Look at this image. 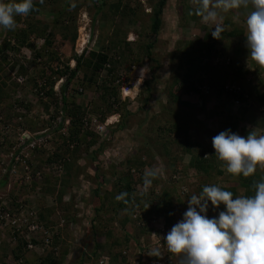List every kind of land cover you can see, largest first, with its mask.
<instances>
[{
  "label": "rangeland",
  "instance_id": "rangeland-1",
  "mask_svg": "<svg viewBox=\"0 0 264 264\" xmlns=\"http://www.w3.org/2000/svg\"><path fill=\"white\" fill-rule=\"evenodd\" d=\"M139 1L140 7L144 8V10L139 11L141 14L139 13L137 22L131 20L132 16H126V14H120V12L117 13L116 17H113L112 22H106L101 18H97L94 21L93 13L96 8L91 1L88 5H84L83 8L79 9L74 17L68 16L69 22L67 20V22H63L64 24L54 26V17L49 16L47 13L37 14L36 17H30L29 19H37V21L44 19V21H46L44 28H41L42 33L37 34L40 31L35 29L37 32L35 31L31 37V43L36 49H39L38 46L40 47V45L43 46V38L51 39L53 46L64 41V44H62L63 46H61L62 49L56 56L52 54L54 53L53 51H50L42 60L38 58L39 60H37V64L35 65L38 66L41 63V66L47 67L48 72L60 67V65L61 67L71 65V59H73L75 55H81L84 49L88 51H91L93 48L99 50L102 43H105V45L110 48L109 52L113 55V53L123 49L125 46L124 44H117L118 39L123 37L127 42L137 43V48L134 51L140 54L139 57L142 61V63L133 61L129 65L125 64L126 66L119 63L120 65L115 66L119 71L115 75L109 72L114 64L111 63L112 66L107 64L106 67L102 69L103 76L98 81L97 86L92 88V91L89 90L85 97H78V102L82 107V111H86L83 119L89 117L90 121H93V119L96 118L98 122L103 123L110 117L113 123L109 127V139L102 140L99 134H95L100 138H98V142L91 148L87 149L85 144L79 145L74 142L73 149L77 148L76 151H73V149H71V151H62V153L64 152L63 154H65L66 157L69 156V160L72 161V175L68 176L66 174L65 176L69 177L71 180L68 186H66V192L62 198V202L55 200V198L51 196L44 198V193H42V195L38 194L36 191L33 192V195L32 193H28V202L34 204V206L37 202H39L40 205H45L46 207L42 209H47L50 212V220L53 222L59 219L61 223L57 224H62L61 227H59V231L62 235L60 237L61 239L56 240V245L59 246L61 250L55 253L56 260L54 264H104L101 263V260H108V264H145V259L149 258L148 253L146 255L144 254V257H142L144 263H141L142 258H140L141 253L139 252V245H135L131 241L128 242L123 238V231L119 228L118 222H115L116 220L113 217V222H111L109 219L110 217L107 218V216H105V221H103L99 213L97 214L96 212V207L100 204L99 194L105 193L106 190L110 191L113 189L115 183L120 182L122 185L123 182H127L126 179L125 181L122 180L125 174L106 173L108 169L117 172L127 168L130 170L133 168H140L141 175H143L146 170L153 168L158 171V178L153 181L152 185L147 190H136V192L133 191L132 193V198L136 197L138 201H140L139 203L136 201V204H134L137 205L136 209L141 210L140 214L142 215L148 213L151 207L150 201L145 202L142 197L145 192L147 196H150L149 198H158L164 190H172L175 208L183 207L179 202L180 197L177 191L173 190L174 182L172 181V177L177 169H180L182 174H185L184 176L188 173L193 175L191 179L188 177L186 178L187 183L191 182L190 192L194 191L198 185L216 184L217 181L216 178L213 180L212 177H209L210 175L215 176L216 168L210 171V175L205 172L198 173L192 166L190 168L193 170L187 169L185 166L189 165L190 159L186 158L185 155L190 154L191 151L193 152V150L189 151L190 147L197 151L201 143L208 146L210 142H212V139L206 135V129L204 128L215 130L217 125L220 124L219 121L223 119L222 114V116L219 114L215 115L216 118H213L211 115L214 111V105H222L220 96L216 97L220 87L228 84L232 76H238V78H234L237 86L243 87L242 84H245V81H242L243 76L240 74L239 68L234 64V67H227L229 71H225L226 67L219 65L218 68L216 67L202 76L198 74L191 76V71L186 61L198 54L200 45L199 38L202 39L208 26L215 28L216 24H219L222 28H225L230 26L229 22L231 21V23L238 28H245L246 18L250 12L245 15L240 8L230 9L227 12L218 8L216 9L218 12L216 21L204 23L196 14L197 10L201 8V0H168L162 16V27L159 33L155 34L152 31L151 23L153 20L152 15L154 14L153 8H155L154 2L156 0H121V9L127 2H130L132 10L135 11V9H138L137 6ZM99 3L100 2H98V4ZM109 3V7H106V12L111 16L115 10L113 6L115 2L114 0H109ZM56 5L62 8L64 2L58 3V1H56ZM70 10H73L72 4ZM122 16H126L127 19H122ZM74 18L76 20L73 21L72 19ZM24 19L25 22L23 20V23L25 24L28 17L24 16ZM21 22L18 23V26H23ZM2 30L4 29L0 27V41H4L3 39H5L7 35V32ZM88 36H90V42L84 44L86 40L89 39ZM241 41H243L244 44H242L243 47H245L246 41L241 40L240 37H232V48H230V52H238L237 46ZM149 43L154 44L151 55L148 54V49L145 47L148 46ZM34 52L35 51L30 48L26 54L23 51L22 53L11 55H16V58L19 57V61H23L25 57L26 64L28 61L32 64L35 57ZM232 54L233 53H230V55ZM243 54L244 55L239 57V59L236 57L235 64L239 63L241 65L242 59L247 63L249 62L248 59L245 60V58H247L245 56L249 53ZM246 62H244L245 66L247 65ZM180 63H183V65L180 66ZM14 64L15 62L12 61L9 64L8 62L5 63L4 66V69L8 72L10 78L9 83L12 88L16 85L14 79L11 78V73L8 68L12 70ZM35 65L27 69V71L31 73L32 69L36 70L37 67ZM226 65L227 64H225V66ZM248 67L251 66L248 64ZM16 68L17 67H14L13 71L16 70ZM199 77L202 78L204 83L210 85V89H212L215 95L213 94L211 99L205 104L206 109H203L202 113L200 112L199 116H197V119H202L205 123L202 126L199 125L198 129H196L194 126L195 120H192L189 114L193 115L194 113H198V108L196 109L191 106V103H189L190 105H186L182 102H189V100L192 99L194 102H198L199 107L203 104L198 95L195 94L196 91L190 94L186 90L189 84L188 82L191 83L193 80V82H197L196 80H198ZM215 79H217L218 82H216ZM249 79H251V76H249ZM147 80H150L149 84H145ZM30 81L29 79V82ZM29 82L27 80V86L30 85ZM140 82H142L141 86L139 84ZM26 85H23L22 88L24 92L14 94L12 91L11 96L9 94L7 99L2 101L5 103L8 101L7 103L10 105L16 98H25L24 93ZM123 87H127L125 91L122 89ZM113 88H116L118 95L121 97V101H125V105L122 108H124L125 111H130V114L127 116L125 115L126 118H124V120L122 118L123 112H103L102 114H105L104 120L102 117H99L98 114L94 113L96 107L100 109H105L106 107L102 99H96V93L93 91L101 93L108 90L112 91ZM5 89L7 90L6 85ZM76 100L77 97H75V101ZM123 103L121 104L123 105ZM30 104L32 107L34 106V102L30 101ZM226 107L228 111L229 105ZM5 114L7 116L9 114L11 115V107H5ZM54 114V109L44 110V112L36 109L29 115V118L37 127L35 130H41L50 125ZM176 118L177 120L179 118L183 123L180 125V131L174 133V135H164V137H161L157 142H152L150 137L154 135L153 130L157 128L158 125L162 127L168 125L169 119L175 120ZM122 122H124L123 127H119ZM83 128L86 131H93V127L91 128V126H83ZM57 134L56 132V135ZM238 134L244 136V134ZM101 143L104 145L103 150L98 153L95 160H92L90 153L99 148ZM47 147H49L48 151L54 152L60 149L57 140H53ZM41 156L46 157L45 151L41 153ZM183 167L186 169H183ZM43 174H52L54 178L60 176L58 170L50 171L48 169ZM43 174L41 177H43ZM184 176L181 177V179H185ZM95 189H98V191ZM239 189L244 191L242 187ZM186 203L188 205V200H186ZM180 204L182 206H180ZM53 206H55L54 210ZM122 213L124 214V211H122ZM65 215H74L76 219L74 220L75 223L69 222L70 220L67 219ZM100 215L104 214L100 213ZM100 221H102V225L99 223ZM94 225L98 226L97 228L100 234L106 233L109 230H112L114 234H118V238L122 241L121 245H113L115 237L109 239V243L101 245L103 244L101 241L102 239L98 241V238L95 236L96 233L92 234ZM117 227L118 231L116 229ZM130 229L132 231L134 229V232H137L135 231L136 228H134V225H132ZM143 236L148 242H153L151 234L145 233ZM120 250L127 251L125 261L119 256L116 257L115 260H109L108 255L112 257V254L116 255ZM65 251L67 253L63 255ZM50 252L52 251L47 249L26 251L24 253L26 261L24 262L25 264H50L43 261L44 256ZM100 256H102L101 260L99 258ZM141 256H143V254ZM62 258L63 260H61ZM51 264H53V262H51Z\"/></svg>",
  "mask_w": 264,
  "mask_h": 264
},
{
  "label": "trees",
  "instance_id": "trees-1",
  "mask_svg": "<svg viewBox=\"0 0 264 264\" xmlns=\"http://www.w3.org/2000/svg\"><path fill=\"white\" fill-rule=\"evenodd\" d=\"M56 1H58V3L64 2L63 7L61 8L57 6ZM90 1L94 3L93 6L96 8L95 12L93 13L94 21L97 18H101L105 20L106 22H110V21L112 22L113 17H116L117 13L120 12V14H126V16H132L131 20H133V22H137L139 19V13H140L139 11L144 10V8L140 7L139 5L140 1L138 2V6H137L138 9H135V11H133L130 2H127L121 9V5H122L121 0H117V2L116 0H114L115 3H113V6L115 7V10L113 11V14L109 16L110 14L106 12V7L110 4L109 0H100V1H97V0H61V1L44 0L43 4L40 3V0H33L34 8L37 10L31 12L28 16H26L28 17V19H27V22L25 23V27L18 26V23L21 22L22 18L21 16H16L15 29L6 30L3 28L4 30H2V31H6L7 35L5 39H3L4 41L0 44V114L5 113V110H2L1 106L5 108V107H12L13 105V103H10L9 105V103H7L8 101L5 103L2 100L7 99V96L9 94L11 96L12 91L14 93H20L22 91L20 86L15 84L16 86L12 88L11 85L9 84L10 82L9 75L6 69H4L5 63L8 62L9 64L10 62H12L13 60L12 58H14L15 64L20 63L19 73L25 72L26 69L32 68L33 65L37 64V60H39L38 58H41V60L45 58L48 52L53 51L54 53L52 54L56 56L58 52L62 49L61 47L63 46L62 44H64V41H62L60 44L53 46L52 40L49 38H46L45 47H42L41 49H36L34 45L31 43V37L36 30L40 31L37 34L42 33L41 28L42 27L44 28L46 21H44V19H41L38 21L37 19L29 20L30 17H36L37 14H41V13L43 14L47 13L49 14V16L54 17V23H53L54 26L58 24H64L63 22H67V20L69 19L68 16L74 17L75 13L79 11V9L83 8L84 5H88ZM167 1L168 0H156L154 2L155 8H153L154 14L152 15L153 20L151 23V27H152V31L155 34H158L162 27V24H163L162 16H163L164 8L167 5ZM5 2H12V0L11 1L5 0ZM98 2L100 3L98 4ZM71 4L75 5L73 10H70ZM239 8L243 10V14L245 15L248 14V12L253 11L252 6L250 4L247 7L241 6ZM126 16H122V19L126 20L127 19ZM65 17H68V18H65ZM198 18L201 19V16L198 15ZM72 20L74 21L76 19L74 18ZM24 22H25V19H24ZM229 23H230V26L222 28L223 31L219 34L218 39L213 38L212 36V32L215 31V28H211L209 26L207 27L208 29L206 30L205 35L202 37V39L199 38L200 45H199L198 54L196 56H192L190 59L186 58L187 59L186 63L188 64L189 69L191 71L190 73L191 76L192 75L194 76L196 74L202 76L203 74L207 72L209 73L210 70L215 69L219 65L215 63V58L217 56L222 57L223 55H226V54H223V51H226L228 49V45L232 37H240L242 40L246 41V37L244 35L246 31V27L238 28L237 26L233 25L231 21ZM13 40H15V42H13ZM119 43L122 45L124 44L125 46L123 47V49L117 50L116 53H113V55H111L109 52L110 48H108L105 45V43H102V46L99 50L93 48L91 51L85 50L81 55H75V59L77 62L75 68H70L69 65L67 66L65 65L61 67L60 65V67H57L56 69L48 72L47 67L41 66V63H40V65L38 66L35 65L37 67L36 70L32 69L31 73L27 75L28 82H29V79L31 80L29 82L30 85L27 86V88L29 89L27 93H33L37 91L35 92V94L34 93L33 94L36 100H39L38 104L40 108L46 111L50 109H54V112H55V114L53 115L54 120H56L57 117L59 116L62 117L61 123L59 124V126H56L54 128L56 132L60 130L65 119L67 118L71 119L69 136L66 137L58 133L56 137L60 136V138H64V141L69 138L72 143L75 142L76 144H79V145L85 144L87 149L91 148L96 142H98L99 140L98 138L100 137L96 136L97 135L96 132L86 131L83 128L84 125L82 123V120H83V117H85L86 111L85 112L82 111V107L78 102V97L79 98L85 97L88 94L89 90L92 91V88H95L97 86L98 81L103 76L102 69H104L107 64L109 65H111V63L114 64L113 66L111 65L112 67L110 68L109 72L115 75L119 72L115 67L116 65H120L119 63L124 64V66H126L125 64L129 65L133 61L142 63L139 57L140 54L134 51L137 48L136 42H127L125 41L123 37V38L118 39L117 44ZM217 45H220V47L218 48ZM145 47L148 49V54L151 55L154 44L149 43L148 46H145ZM30 48L35 51L34 52L35 57H34V60L32 61V64H30L29 61L26 64L25 57L23 58V61H19V57L16 58L12 56L13 54L22 53L23 51L26 54L28 53ZM243 53H249V50L247 49V47L245 48L241 46L238 49V52L236 53L235 57L230 54H227V56L230 58V62L228 63V66L227 65L225 66V64H223V67H226L225 71H229L228 68H231L232 66L234 67V65L238 67L240 74L243 76L242 81H245V84L247 83L246 85L248 86L245 87V84H242L243 85V87H241L242 92H239V93L227 91L224 89V86L220 87L218 94H216V97L220 96L222 105H218V106L214 105L213 107L214 111L212 114L211 113L210 114L212 115L213 118H216L215 115L222 114L223 119H221V121L216 119L217 121L220 122V124L217 125L215 130L204 128L206 129V133H207L206 135H208L210 139H212L214 136L219 134L221 131H225L228 129H231L232 132L237 133V134L241 133V134L247 135L249 130L255 131L254 129H252V126L259 127V128L257 127L256 128L264 133V119H260V115L258 116L256 114L257 112L259 113L258 111V109L260 108L259 106H262L261 104H264V92L258 91V92H255L256 93L255 94L253 90H250L252 87L251 86L252 79L255 73L258 72L260 66H258L254 61L250 59L249 54L245 56L247 57L245 58V60L246 59L249 60L248 63L244 61V59H242L241 65L239 63L235 64L236 57L237 59H239V57L244 55ZM244 62H246L247 64L246 66ZM248 64L251 67H248ZM179 65L182 66L183 63H180ZM256 65L258 66V69ZM257 74H258V77H260L259 81L264 83V79L261 78V74L260 73H257ZM54 76L56 78H54ZM60 76H66V80L61 87V94L57 95L52 90L51 84L55 82V79L60 78ZM249 76H251V79H249ZM236 77L238 78V76ZM236 77H233V76L230 77L232 79L229 80L230 81L229 83L235 82L234 78ZM40 79L47 80L45 81L47 84L46 87H42L39 85ZM193 81L191 83L188 82L189 84L186 90L190 94L196 91L195 92L196 95H198V97L203 102V104L199 107L198 102H194V100L193 101L189 100V102L187 101V102H182V103L186 105H190L189 103H191V106H193L196 109L198 108L199 112L194 113L196 115L189 114L191 119L195 120L194 121L195 124L194 123L193 124L195 128L198 129L199 125L202 126L205 123V121L202 119L201 120L197 119V116H199L200 112L202 113L203 109H206L205 104L207 103L208 100L211 99L213 94L215 95V93L213 91H211L210 93H204L203 91L198 90V84H202L204 82L201 77H199V79L196 80L197 82H193ZM215 81L218 82L217 79H215ZM149 83H150V80H147L145 82V84H149ZM5 85L7 87V90L5 89ZM41 91H43L44 93L40 94ZM93 92L96 93V99H102L103 104L106 107L105 109H100L99 107H96L95 112H94L98 114L99 117H102L103 120L105 118V114H102L103 112L104 113L123 112L122 114L123 120L124 118H126L125 115L127 116L128 114H130V111H125L124 108H122L125 105V101H123L124 103L121 101V97L120 95H118L116 88H113L112 91L108 90V91H104L101 93H98L95 91ZM244 93L249 94V97L251 98V101H252L250 105L244 104V102L248 101L246 97L244 96ZM75 97H77L76 101H75ZM121 103H123V105ZM227 105H230L228 111L226 109ZM231 105H232V108H231ZM28 108H30V106H27L26 108H18V109L11 108L12 112L16 116L10 117V114L8 116L5 114L6 119L9 120L12 118L17 123L35 130L37 127L29 118V115L31 114L32 109L29 110ZM260 113L264 117V107H261ZM86 118L89 119V117H86ZM124 122H122V124H120L119 127H123ZM181 124H183L181 120L179 118L177 120L176 118L175 120L169 119L168 125H165L163 127L158 125L157 128L153 130L154 135L150 137L152 142H157L158 140H160L161 137H164V135H174V133L179 132L181 128L180 127ZM245 124H250L252 126L247 127V125ZM70 143L69 142L67 143L65 141L63 145L60 146L61 151L60 149H58L53 154L51 153V151L48 152L44 150L46 160L40 158L41 163L43 165L46 164L47 166L48 165L52 166L54 162L61 163L63 161L62 162L63 171H61L60 176L54 178L52 174L51 175L48 174L49 176L43 174V177L34 179L33 183L30 186H26L25 184L23 185V184L15 183L16 189H18L22 193L23 192L27 194L32 193V195L34 191H36L40 195L44 193V198L47 196H51V197H54L55 200L62 202V198L66 192V186H68V183L71 180L69 177H65V176L66 174L68 176L72 175V170H71L72 161L69 160V158L65 160L66 155L63 154L65 151H71ZM103 147L104 145L101 143L99 148H97L96 150L90 153V157L92 158V160H95L97 158L98 153L103 150ZM76 149L77 148L73 149V151L74 150L76 151ZM190 150H193V152L191 151L190 153L191 160L187 167L192 166L194 170L198 171V173L205 172L206 174H209V175H210V171L216 168L215 178L217 179V181L215 185L220 186L225 191L233 192L234 194L233 198L237 196H241V195H244V196L254 195V188H253L254 183L260 182L261 179L264 178V167H261L259 165L257 166L256 172L249 177H244L242 174L240 176H234L232 174L227 173L225 164L219 161L217 157L215 156V150L212 146V142H210V145L208 146H205L204 144L201 143L200 148L197 151H195V149H192L191 147L189 148V151ZM62 151L64 152L62 153ZM106 173L125 174L126 178L123 177L122 180L125 181L126 179L127 182L126 184L123 182L122 185L120 184V182L115 183L113 185V189H111L110 191L106 190L105 193L103 192L102 194H99L100 204L97 205L96 212L97 214L99 213V216L102 218L101 220L103 221H105V216H107V218L110 217L109 218L110 221L113 222V219H112L113 217L116 220L115 222H118L119 228L123 231V235H122L123 238L126 239V241L128 242L131 241L135 245H139V249H141L140 247L141 241L142 239H144L143 234L145 233L152 234L153 230L156 228L155 226L149 225L153 218H156L160 224H164L165 230L168 233L171 230L172 226L177 223V220L180 218L181 219L183 218L182 214H184L186 207L188 208L186 200H189L192 195H199V193L203 189V186H205L203 184L198 185V187L195 188L194 191L185 193L184 191L181 190L182 184L186 183L185 180L180 181L177 184H174L173 190L177 191V194L180 197L179 202L183 205V207H180V208H175L176 206H174L172 190H167V189L164 190L159 196L160 198L159 197L149 198L150 196H147L145 192L142 197L144 198L145 202L150 201L151 207L148 213L144 214L143 216L135 217V209L137 206L135 205L136 204L135 202L137 201V203H139L140 201H138L136 197L132 198V193L133 191L136 192V190H138L136 188V185L138 186L140 190L144 189L143 177H142L143 175H139V173L138 174L132 173V171L128 168L123 169L121 171L119 170L117 172L115 170L108 169ZM210 177L214 178L212 175H210ZM6 181L7 180L5 179L2 182H0V186L4 185ZM219 181H220V184H219ZM58 183L59 184L61 183V184L59 185ZM240 187L244 188L243 193L240 192L239 190ZM95 190L98 191V189H95ZM15 192H18V191H15ZM121 193H127V196H125L123 200L118 201L116 197ZM181 204L180 206H182ZM35 206L37 209V214L39 215V220H41V222H44V224L47 227H49L52 223L49 217L50 212L47 209L46 210L42 209L43 207H46V206L40 205L39 202H37ZM54 208L55 206H53V210ZM223 210H225V206L223 204H221L219 208H213L210 204L208 211H207V216L209 218L217 217L219 212ZM122 211H124V214L122 213ZM100 213L104 215H100ZM65 216L67 219L70 220L69 222L73 223L74 220H76L74 215H69V216L65 215ZM136 220L141 221V223L139 221L138 223ZM99 223H101L102 225V221H100ZM132 225H134V228H136L135 231L137 232H134V229L133 231L130 229ZM97 227H98L97 225L93 226L92 234L96 233L95 236L98 238V241L102 239L101 241L103 242V244L101 245L109 243V239H111L112 237H115V242H113V245H118V244L121 245L122 241L118 238V234L116 233L114 234L112 230H109L106 233L100 234V231L98 230ZM116 229L118 231V227ZM57 239H61L59 238V234L54 236L51 245L49 244L45 247V249L51 250L52 252L47 253L44 256L43 261H46L47 263H50V264L51 262H53L54 264L56 260L55 253L58 250H61V248L56 245ZM0 249L2 250L3 248L0 247ZM26 251H28L26 249V243L22 239H19L16 245L9 244L8 251L0 254V257H1V260L4 262V260L8 258V256L10 255L9 252H11L12 258L16 260L23 259L24 261H26V259L24 258L25 257L24 253ZM66 253L67 252L65 251L63 255H65ZM126 255L127 253H124V251L120 250L119 252H117L116 255L112 254L111 258L112 260L113 259L115 260V258L119 256L122 260L125 261L127 257ZM141 255H140V258L144 257V255L143 256ZM175 258L177 259L179 264H186V260L183 255L181 256L175 255ZM61 260H63V258ZM142 262L144 263L143 258H142L141 263ZM146 263L147 261H145V264Z\"/></svg>",
  "mask_w": 264,
  "mask_h": 264
},
{
  "label": "clouds",
  "instance_id": "clouds-1",
  "mask_svg": "<svg viewBox=\"0 0 264 264\" xmlns=\"http://www.w3.org/2000/svg\"><path fill=\"white\" fill-rule=\"evenodd\" d=\"M40 3L43 4L44 0H40ZM249 4L252 5L254 10L250 12L245 22L246 47L249 50L250 59L258 66L264 68V0H201V8L197 10L196 14L201 16L204 23L215 22L218 17L216 9L220 8L227 12L230 9L241 6L247 7ZM72 7L74 8L75 5H72ZM36 10L33 0H12V2L0 0V27L6 30H14L16 27V16H21V25L25 27L23 23L24 16L26 17ZM222 31V27L216 24L215 31L212 32L213 38L218 39ZM90 36H88L89 39H87L86 44L90 42ZM42 41L43 46H38L39 49L46 45V38H43ZM2 42L0 41V44ZM85 50L87 49H84L82 53ZM218 57L220 56L215 58L217 65H228L226 61H217ZM12 59L15 62V59ZM76 63L74 57L71 59L70 68H75ZM19 65L20 63L14 65V67H17L14 71V67L12 70L11 68L8 69L10 70L11 78L14 79V83L20 86L22 90L23 84L16 80L15 75H29L30 72L26 69L25 72L19 73ZM54 78L56 77L54 76ZM61 78H64V80L59 84ZM65 80L66 76H60L51 84L55 94H61V87ZM139 84L141 86L142 82ZM203 84L209 87L208 93H210L212 89H210L209 84L203 82L198 84V86ZM125 88L127 87L122 89L125 91ZM28 91L29 89L26 85L25 98L14 99L11 108H21L15 106L16 103L20 102L19 104L22 105V108L30 106L28 109H32L31 113L36 109L44 112L38 104L39 100H36L33 93H26ZM21 92L24 91L22 90ZM30 101L34 102L33 107ZM1 107L2 110H5L3 106ZM3 116L6 119L5 113ZM13 116L16 115L11 110L10 117ZM8 121L15 125H22L12 118ZM25 129L31 132L35 131L29 127ZM212 146L215 150V156L225 164L226 171L229 174L234 176L242 174L244 177H249L256 172L258 165L264 167V135L257 136L255 131L249 132L246 137L232 132L231 129L221 131L212 138ZM3 150L2 145H0V155ZM42 152L41 150L35 151V157L40 163V158L44 160L46 158L41 156ZM133 169L131 170L132 173L142 174L140 168H137V171H133ZM156 178H158V171L155 168L144 172L143 185L145 190L152 185ZM136 188L140 190L137 185ZM253 188L254 195H241L233 198V192L225 191L218 185L203 186L199 195H192L188 200V208L184 212L182 220L173 225L164 237L168 252L176 256L183 255L186 264H264V178L260 182L254 183ZM14 191L21 192L16 189L15 184ZM125 196H127V193H121L116 199L118 201L123 200ZM209 202L213 208H219L223 204L225 210L220 211L217 217L209 218L207 216ZM58 222H60L59 219L53 221L51 225H55ZM58 232L60 238L62 235L60 231ZM6 251H8L7 246L3 249V252ZM124 253H127V251H124ZM159 255V249H154L150 253V256ZM102 256L99 257L100 260ZM108 257L109 260H112L110 255Z\"/></svg>",
  "mask_w": 264,
  "mask_h": 264
},
{
  "label": "built area",
  "instance_id": "built-area-1",
  "mask_svg": "<svg viewBox=\"0 0 264 264\" xmlns=\"http://www.w3.org/2000/svg\"><path fill=\"white\" fill-rule=\"evenodd\" d=\"M216 60L226 61V63L230 62V58L228 56L226 57V55L220 56ZM15 78L20 84L26 85L28 76L18 74L17 76L15 75ZM63 80L64 78H61L59 84H61ZM45 81L46 80L40 79L39 85L46 87L47 84ZM236 84V82L228 83L224 86V89L236 93L242 92L241 86H237ZM198 90L208 93L209 87L205 84L199 85ZM35 92L33 93L35 94ZM43 93V91L40 92V94ZM244 96L248 100L244 102L245 105L252 102L249 94L244 93ZM15 106L22 108V105L19 103H16ZM61 119L62 117L59 116L56 120L53 119L48 127L31 132L25 129L24 126L15 125L4 119L3 115H0V145H2L4 149L0 156V182L5 179L7 180L4 185L0 186V247L3 249L6 246L8 247L9 244L16 245L18 240L22 239L26 243V249L28 251L37 249L45 250L47 245H51L54 236L59 234L58 229L62 224H55L47 227L44 222H41L37 214L36 206L27 201L28 194L25 192H15L14 184L19 183L30 186L34 179L41 177L48 169L50 171L58 170L61 174V171H63V161L61 163L54 162L52 166L48 165V167L46 164H41L35 157V151H48L49 147L47 146L53 140L58 141L59 147L62 146L65 141L67 143L71 142L69 138L64 141V138H60V136L56 137V130L54 128L59 126ZM111 121L110 117L103 123L98 122L96 118L93 119V121L86 118L83 119V125L85 127H93V131L99 134L102 140H104L109 139V127L113 123V121ZM70 125L71 119H65L57 133L68 137L70 134ZM73 144L74 143L70 144L71 149L74 148ZM51 153L53 154L54 151H51ZM67 158L68 157H66L65 160H67ZM133 171L137 170L133 169ZM184 175L185 174H182L180 170H177L172 177V181L174 182L172 183L177 184L180 181H186L187 177L191 179L193 176L191 173H188L186 176ZM183 176L185 179H181ZM190 183L191 182L187 183V181L183 183L181 190L185 193H189ZM135 211V217L143 216L140 214V209H136ZM180 220L182 219H178L177 222ZM149 225L156 227L151 234L153 242H148L145 238L142 239L140 245L141 249L139 250L143 255L149 254V258L145 259V261H147L146 264H179L175 255L167 250L166 243L164 242V237L167 234L164 224H160L156 218H153ZM3 249H0V254L3 253ZM154 249H159V256H150V253ZM9 254L10 255L4 262L0 259V264L25 263L23 259L16 260L12 258L11 252H9ZM101 263L108 264V260H101Z\"/></svg>",
  "mask_w": 264,
  "mask_h": 264
},
{
  "label": "crops",
  "instance_id": "crops-1",
  "mask_svg": "<svg viewBox=\"0 0 264 264\" xmlns=\"http://www.w3.org/2000/svg\"><path fill=\"white\" fill-rule=\"evenodd\" d=\"M251 5V4H250ZM252 6V5H251ZM252 9L254 10V8L252 7ZM242 40V39H241ZM243 41H241V43H239L238 44V49L242 46L243 47ZM218 46V48H219V46L220 45H217ZM245 46V48H246V45H244ZM230 48H232V44H231V41L229 42V45H228V49L226 50V51H223V54H230V53H233L232 54V56H236V53H237V51H234V52H230ZM257 66V65H256ZM257 69H258V66H257ZM255 73V72H254ZM257 73H260L261 74V78H263L264 79V68H262V67H259V70H258V72ZM257 73H255V75H254V77H253V79H252V87H251V89L250 90H253L254 91V93L255 92H264V83H262L261 81H259V79H260V77H258V74ZM247 84V83H246ZM245 84V87L246 86H248V85H246ZM249 85H250V83H249ZM256 94V93H255ZM254 94V95H255ZM191 101H193L192 99H190ZM221 100V99H220ZM211 104V103H210ZM251 103H249L248 105H250ZM262 106H259L260 108L258 109V111H259V113L257 112L256 114L259 116L260 115V119H264V117H263V115L260 113V111H261V107H264V104H261ZM229 107H230V105H229ZM231 108H232V105H231ZM261 115H262V117H261ZM245 125H247V127H249V126H252V125H250V124H245ZM257 127V126H256ZM255 126H252V129H254L255 130V132H256V134H257V136H260V135H264V133L262 132V131H260V130H258L257 128H259V127H257L256 128ZM249 132H253V131H251V130H249ZM248 132V133H249ZM243 135V134H242ZM248 135V134H247ZM247 135H244L245 137L247 136ZM185 157L186 158H189L190 160H191V154H187V155H185ZM188 166V165H187ZM187 166H185V167H187ZM185 167H183V169H186ZM187 169H189V170H193V169H191L190 167H187ZM177 170H180V169H177ZM210 177V176H209ZM214 178H212L213 180L215 179V176H213ZM211 178V177H210ZM208 185V184H207ZM240 190V192H244L243 190H241V189H239Z\"/></svg>",
  "mask_w": 264,
  "mask_h": 264
},
{
  "label": "bare ground",
  "instance_id": "bare-ground-1",
  "mask_svg": "<svg viewBox=\"0 0 264 264\" xmlns=\"http://www.w3.org/2000/svg\"><path fill=\"white\" fill-rule=\"evenodd\" d=\"M86 42H87V40H86ZM84 44H86V43H84ZM123 93H124V91H123Z\"/></svg>",
  "mask_w": 264,
  "mask_h": 264
}]
</instances>
